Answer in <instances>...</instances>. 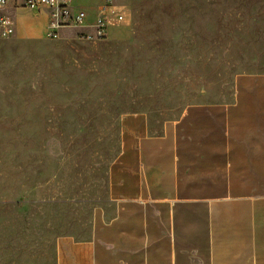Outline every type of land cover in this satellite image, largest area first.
Listing matches in <instances>:
<instances>
[{"label": "crops", "instance_id": "0c3cea01", "mask_svg": "<svg viewBox=\"0 0 264 264\" xmlns=\"http://www.w3.org/2000/svg\"><path fill=\"white\" fill-rule=\"evenodd\" d=\"M0 13L18 40L52 39L48 10L7 0ZM84 21L92 33L95 20ZM32 66L13 96L0 85V127L33 128L35 153L0 154V264H264V72L238 73L228 99L172 119L123 114L117 153L93 185L100 195L76 199L72 154H41L43 126L64 124L43 123L42 68Z\"/></svg>", "mask_w": 264, "mask_h": 264}, {"label": "rangeland", "instance_id": "374dc122", "mask_svg": "<svg viewBox=\"0 0 264 264\" xmlns=\"http://www.w3.org/2000/svg\"><path fill=\"white\" fill-rule=\"evenodd\" d=\"M100 1L68 4L85 10L89 24ZM116 1L129 15L104 38L88 37L80 27L61 29L52 39L0 37L2 99L23 88L34 60L32 67L42 68L43 123L64 125L43 126L41 154H72L76 199L100 195L93 185L103 181L117 153L123 114L136 110L157 121L172 119L189 103L228 99L238 73L264 72V0ZM64 39L71 44L59 47ZM32 131L0 127V154H13V162L35 154ZM65 219L62 209L59 230Z\"/></svg>", "mask_w": 264, "mask_h": 264}, {"label": "built area", "instance_id": "2783aa9c", "mask_svg": "<svg viewBox=\"0 0 264 264\" xmlns=\"http://www.w3.org/2000/svg\"><path fill=\"white\" fill-rule=\"evenodd\" d=\"M27 8L38 11L48 10L49 38H56L62 28L78 27L82 25L85 11L72 8L68 0H22ZM7 4V0H0V8ZM129 13L128 8L118 4L116 0H101L96 19L92 25V33H84L88 37L104 38L108 36L109 29L117 24L124 23ZM14 20L6 13H0V36L7 37L14 33Z\"/></svg>", "mask_w": 264, "mask_h": 264}]
</instances>
